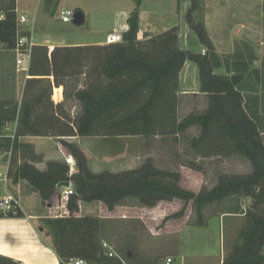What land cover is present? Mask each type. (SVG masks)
<instances>
[{"label": "trees", "instance_id": "1", "mask_svg": "<svg viewBox=\"0 0 264 264\" xmlns=\"http://www.w3.org/2000/svg\"><path fill=\"white\" fill-rule=\"evenodd\" d=\"M60 0H44L43 10L56 11ZM127 19L128 28L122 41L101 45L53 46L34 45L20 101L0 100V134L6 123L16 122L14 137L0 138V149L11 143L13 181L25 180L42 202L50 201L56 185L71 182L73 194L66 205L68 216L44 217L53 236L51 245L59 264H69L80 258L85 264H155L153 259L134 260L120 249L113 254L103 247L101 219L95 215L74 216L78 201L102 202L111 211L127 199H135L141 206L152 207L159 201L179 199L192 201L203 225L202 209L213 202L232 197H248L245 221L236 242L221 264H264V142L256 122L247 113L238 87L230 76L215 73L222 66L216 55L202 19H195L199 6L189 0L185 21L195 33L203 53L185 52L179 46L178 28L172 27L160 34L138 40L139 5ZM181 1V0H177ZM16 0H0V47L12 50L19 34ZM29 34V31L22 32ZM198 68L200 91L209 100L208 108L200 114H189L178 119L179 72L185 61ZM229 72V71H227ZM85 76L83 87L76 89L73 98L81 104L80 113L72 120L59 115L61 105L51 101L52 84L64 83V78ZM52 76V81L48 78ZM199 126L200 134L191 146L199 153L229 156L237 154L251 164L244 175H220L211 189L198 193L178 184L179 174L158 169L151 160L142 165L117 172H93L79 147L64 141L75 159L76 168L69 175L66 163L51 161L39 170L23 159L16 164L19 150L25 153L31 147L18 138L39 136H176L190 126ZM183 211L174 213L179 217ZM23 217L17 207L0 217ZM13 261L0 257V262Z\"/></svg>", "mask_w": 264, "mask_h": 264}, {"label": "rangeland", "instance_id": "2", "mask_svg": "<svg viewBox=\"0 0 264 264\" xmlns=\"http://www.w3.org/2000/svg\"><path fill=\"white\" fill-rule=\"evenodd\" d=\"M199 6L194 12L195 19H203L204 8L201 0H197ZM30 0H16V12L18 15L27 13L28 21L20 24L21 31H30L33 27L35 42L49 40L56 44H87L93 40L105 38L106 33L112 29L114 20L119 13L132 10L134 0H60L56 11H50L42 19H36L31 23L32 9ZM177 0H142L139 11L143 15L148 12L169 11L177 7ZM68 8L75 12L80 10L85 14L81 24L72 21L62 22L60 10ZM160 23V18L157 20ZM177 28H179L177 26ZM160 27H158V30ZM179 45L185 52H197L198 39L192 32L179 29ZM0 47V92L12 96L17 101L21 100L24 88L23 70H17L15 65V53L12 50ZM194 63L186 61L182 68V75L178 85V111L177 116L181 120L189 114H196L206 110L208 103L206 95L198 94L199 78L194 71ZM19 71V72H18ZM85 76L65 78L62 85L63 98L57 103L61 105L59 115L72 120L81 110V104L73 98V92L83 87ZM57 90V89H56ZM60 90H57L56 99H61ZM54 103V102H53ZM55 105V103H54ZM8 132V130L6 131ZM200 134L199 126L188 127L177 136H165L154 138L153 136H98L96 140L97 150L109 155L108 163L94 170L120 171L135 168L146 160H151L154 167L179 174L178 184L189 191L198 193L202 189H211L218 181L220 175H244L251 171V164L239 155H212L205 156L197 152L192 146L193 138ZM91 141V140H87ZM101 149V150H100ZM102 151V152H101ZM13 160V158H12ZM75 160V159H74ZM17 164V163H16ZM1 170V167H0ZM7 192L17 197L11 178L8 176L6 183L0 181V194ZM249 199L245 197H232L222 202H213L205 206L200 218L203 225H196L199 219L197 210L192 201L185 203L179 199L159 201L154 206L142 210L135 199H125L120 208L109 213L96 208L92 215L101 219V235L104 240L113 244L122 254L134 260L153 259L155 264H165V258L170 256V264H218L217 258H202L206 250L211 255L222 251L224 245L232 247L236 242L238 232L245 221L246 208ZM13 209V213H15ZM183 211L179 217H173L174 213ZM225 211H234L232 216H224V234L218 217ZM36 215L31 218V224L39 234L42 241L50 246L53 236L49 227L45 224L44 217L49 216L45 203H40L33 210ZM242 214L244 216H242ZM122 215L126 218H122ZM227 248V249H228ZM181 253H178L180 252ZM181 262V258L184 259ZM182 256V257H181ZM199 256V257H198ZM15 264L21 262L0 255ZM206 257V256H204Z\"/></svg>", "mask_w": 264, "mask_h": 264}, {"label": "crops", "instance_id": "3", "mask_svg": "<svg viewBox=\"0 0 264 264\" xmlns=\"http://www.w3.org/2000/svg\"><path fill=\"white\" fill-rule=\"evenodd\" d=\"M201 1L203 2L202 5L204 8V15L202 21L205 25L207 35L213 44L214 51L222 62V66L216 69L215 73H224L229 76L233 74L241 75L237 83H239L238 87L243 98V105L250 117L256 122L258 130L264 142V0ZM190 4L191 3L189 0H181L178 1L177 7L172 10H169L167 12L153 10L148 12L146 15H143L142 11L140 10L139 32L137 34V39L144 40L150 35L160 34L172 27L177 26L179 27L178 36L179 29L180 31H184V28H186V30H189L194 34V36H196L185 21V14ZM43 5L44 0H30L29 7L32 9L33 15L31 18V23H34L36 19H42V17L46 15V12L43 10ZM132 10H128L126 12L123 11L119 13V16H117L114 20L112 29L109 30L107 33L111 32L113 29L116 28H119L121 30H127V19ZM22 14L27 15V13ZM17 16L19 15L17 14ZM159 18L161 20L160 23L157 21ZM158 27H160L159 30ZM29 30L35 45H45L51 48L53 46L101 45L104 41L103 39H99L88 42L87 44L74 45H59L49 40H44V42H35V32L33 30V27H30ZM197 49L198 51L195 53H203L205 51L204 46L200 44L199 41ZM1 50L3 49L1 48ZM194 65L195 66L193 70L196 71L198 75V68L195 63ZM23 71L25 72V83V80L29 77V75L27 74L28 68ZM181 75L182 69L179 72V79L181 78ZM48 78L52 81V76H48ZM63 84L64 83L58 86L52 84L50 99L55 104L61 103L60 101L63 98V92H61ZM199 87L200 82L198 86L199 91L197 93L203 96L206 95L204 92L200 91ZM56 89L60 90L61 93L59 94V98L61 99H56L58 95ZM0 100L17 101V99L10 95L7 96V94L4 92H0ZM207 101L208 103L206 105V109L209 105L208 97ZM202 112L204 111H201L196 114H200ZM15 126L16 122L6 123L2 133L7 136L10 135L11 133H13V131H15ZM7 130L8 132H6ZM97 137L98 136L78 135H24L19 137L18 140L21 143L30 145L31 147L26 153L23 150H19L17 152L16 163L19 164L23 158L30 161L39 170H44L47 167L48 162L51 161L66 163V155L72 154L69 148L64 143L65 141L69 144L76 145L81 149V151L85 154L87 158L88 167L93 172H101L103 170L92 169V165L97 168L101 167L104 164L108 163V159L110 157L109 155L102 154L97 150V144L95 141H93L96 140ZM115 137L120 138L121 136ZM153 137L164 138L165 136L154 135ZM87 140L91 141L89 142ZM212 155L216 154L213 153ZM12 158L13 151L10 165L8 168V176L11 178L13 187L17 193L16 198L18 199V208L22 211L24 216L21 218L5 216L0 217V255L13 258L21 262V264H59L58 258L52 250L51 246L46 241H42L40 239L39 234L35 231L30 221L31 218L36 216L33 213V210L37 209V207L40 206L42 200L38 192H36L25 180L18 179L17 181H13V170L10 171L12 166ZM69 186L72 187L71 182H69ZM63 189L64 187H57L56 185L55 193L51 196L50 201L44 202L46 209L48 210V217H61L69 215L66 200L64 197H62ZM245 198L247 199L248 197ZM77 204L78 211L73 213L74 216L92 215L93 212L96 211V208H99V210L101 209V211H107L109 213H112L120 208V205H118L113 210L109 211L102 202L78 201ZM147 208L148 207H145L142 210H146ZM233 212L234 211H225L218 217V220L219 222H221V226L223 228V234L225 230L224 216H232L234 214ZM243 214L242 216H244ZM122 218H126V216L122 215ZM107 245L113 247V244L107 243ZM227 248L228 247L224 245L223 237L222 251L219 253V255H211L212 252H207L206 250L204 253H202L201 256H203L202 258L212 257L217 259L219 257L218 264H221L223 259L228 255L229 251L231 250V247L228 249ZM178 253H181V251ZM262 253L264 255V244L262 247ZM186 257L187 255L184 259L181 258L182 263H184Z\"/></svg>", "mask_w": 264, "mask_h": 264}, {"label": "built area", "instance_id": "4", "mask_svg": "<svg viewBox=\"0 0 264 264\" xmlns=\"http://www.w3.org/2000/svg\"><path fill=\"white\" fill-rule=\"evenodd\" d=\"M73 11H71L68 8H62L60 10V20L62 22H70L72 21V15ZM0 18H1V11H0ZM28 21L26 14H21L17 16L16 22L19 34L16 38L15 47L12 49L15 53V65L17 70H26L29 66L30 59H31V53H32V47L35 45L34 41L32 39L31 33L24 34L19 29V25L26 23ZM125 30H121L119 28L113 29L111 32L107 33L105 35L103 44H111V43H117L122 41V33ZM9 137L11 140L14 137V131L10 135H4L3 133L0 134V138L2 137ZM12 143L4 150L0 149V181H3L6 183L7 177H8V168L10 165L11 157H12ZM65 162L69 165V175L74 171L75 169V160L74 157L70 154L66 155ZM64 187L62 191V197L65 199L73 194V188L68 186H62ZM18 207V199L7 192L4 188V193L0 194V214L8 213L9 211L15 209ZM103 247H107L108 254L112 255L113 251L111 246L107 245L106 242L102 243ZM172 262V258L170 256L165 258V264H170ZM69 264H85L84 260L80 258L72 259Z\"/></svg>", "mask_w": 264, "mask_h": 264}, {"label": "water", "instance_id": "5", "mask_svg": "<svg viewBox=\"0 0 264 264\" xmlns=\"http://www.w3.org/2000/svg\"><path fill=\"white\" fill-rule=\"evenodd\" d=\"M83 20H84V15L83 13L80 11V10H77L73 13L72 15V22L75 23V24H81L83 23ZM241 75L239 74H233L230 76V79H231V82L233 84H236L237 81L240 79ZM69 185V182L68 181H62V182H59L57 184V187H61V186H68ZM0 264H5V263H0Z\"/></svg>", "mask_w": 264, "mask_h": 264}, {"label": "flooded vegetation", "instance_id": "6", "mask_svg": "<svg viewBox=\"0 0 264 264\" xmlns=\"http://www.w3.org/2000/svg\"><path fill=\"white\" fill-rule=\"evenodd\" d=\"M0 263H5V264H13V263H10L9 261L5 260L3 262H0Z\"/></svg>", "mask_w": 264, "mask_h": 264}]
</instances>
